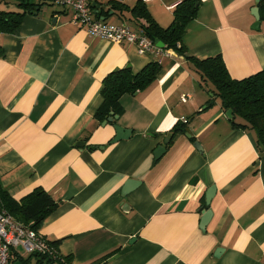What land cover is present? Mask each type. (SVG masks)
Masks as SVG:
<instances>
[{"label": "crops", "instance_id": "1", "mask_svg": "<svg viewBox=\"0 0 264 264\" xmlns=\"http://www.w3.org/2000/svg\"><path fill=\"white\" fill-rule=\"evenodd\" d=\"M35 1L36 12L0 31V184L16 200L41 187L56 202L37 229L55 246L49 264H264V152L252 129L231 125L219 98L206 106L211 92L186 58L220 54L237 79L263 69L255 0H198L185 53L162 47L158 55L90 36L70 22V7ZM181 1L94 0L90 13L138 30L148 25L132 14L141 4L166 27ZM152 61L156 78L111 110L131 130L112 142L114 123L98 115L103 79ZM179 125L186 131L164 145ZM129 180L138 184L123 194ZM16 252L19 264L29 256Z\"/></svg>", "mask_w": 264, "mask_h": 264}, {"label": "trees", "instance_id": "2", "mask_svg": "<svg viewBox=\"0 0 264 264\" xmlns=\"http://www.w3.org/2000/svg\"><path fill=\"white\" fill-rule=\"evenodd\" d=\"M197 1L182 0L177 4L173 12V19L166 27L160 26L151 17L144 5H136L132 9V14L134 17H143L147 20L148 25L141 26L140 29L153 41H162L164 49H174L177 52L185 53L182 37L186 25L197 14ZM11 4L15 8H9ZM41 4L42 1L36 2L35 0H13V3L0 0V31H13L24 14L36 12ZM258 7L260 19L264 20V0L259 1ZM186 58L196 68L200 76L199 82L211 92L206 106H212L215 99L219 98L224 111L228 109L232 111V118L229 119L231 125L252 129L255 132L260 151L264 152V68L254 74L237 79L230 76L220 54L205 58L186 55ZM158 70V63L152 61L139 71H133L130 67L111 71L103 79L101 90L103 103L98 115L102 119H106L112 109L119 110L120 96L126 92L133 93L145 88L156 78ZM179 130L186 131L184 126H175L170 132L171 138L174 132ZM56 206L51 195L41 187H36L20 200H16L0 184V207L18 222L35 230L39 229L43 219L54 211ZM52 257L53 255L49 257L33 253L25 259H20V264H49ZM59 261L62 264H71L68 257L63 260L59 258Z\"/></svg>", "mask_w": 264, "mask_h": 264}, {"label": "built area", "instance_id": "3", "mask_svg": "<svg viewBox=\"0 0 264 264\" xmlns=\"http://www.w3.org/2000/svg\"><path fill=\"white\" fill-rule=\"evenodd\" d=\"M56 5H65L72 9L70 22L85 27L90 36L112 43L129 42L137 46L140 52L158 55L163 48L156 45L142 29L134 30L129 25L108 24L102 19L94 18L90 13V4L94 0H43ZM122 2L123 0H112ZM147 1V0H142ZM187 96L182 95L181 100L186 101ZM182 121L187 120L182 117ZM21 248L26 254H43L52 256L55 248L51 246L35 230L15 220L11 214L0 207V264H14L17 262L18 252Z\"/></svg>", "mask_w": 264, "mask_h": 264}, {"label": "water", "instance_id": "4", "mask_svg": "<svg viewBox=\"0 0 264 264\" xmlns=\"http://www.w3.org/2000/svg\"><path fill=\"white\" fill-rule=\"evenodd\" d=\"M259 1L260 0H255L256 6H254L252 8V11H251L252 15L255 18V21H254V23L252 25V29H254V30H258L259 29V24H260V20H261L260 19V13H259V7H258ZM155 42H156L157 46L164 47V44H163L162 41L156 40ZM225 115H226V117H228V119H231L232 118L231 109H228L227 111H225ZM117 118H118V115L114 114L113 112H110V115L104 120V123H103V124H105L106 122H113L114 123L115 136L111 140L112 142L117 141L119 139L127 138L131 134V130L130 129L124 128L123 126H121L118 123H116ZM186 135L190 136L189 133H186ZM171 136H172L171 133L167 134V137L164 138V145L169 142V140L171 139ZM79 145H82V144H79ZM164 145L160 144L154 150L155 159L159 158L165 152V146ZM194 146L198 150H201V147H200L198 142H195ZM137 184H138L137 181H131V180L127 181L126 184L123 187V190H122L123 194L124 193H128L131 190V188L133 186L137 185ZM214 193H215V187L214 186H211V187H209L207 189L206 194H205L206 203L207 204L210 203V200L213 197ZM210 216H211V211L210 210H206V211L203 212V215H202V218H201V227H202L203 230H204L208 220L210 219ZM14 264H19V262H15Z\"/></svg>", "mask_w": 264, "mask_h": 264}, {"label": "rangeland", "instance_id": "5", "mask_svg": "<svg viewBox=\"0 0 264 264\" xmlns=\"http://www.w3.org/2000/svg\"><path fill=\"white\" fill-rule=\"evenodd\" d=\"M7 2H8V3H11V2L13 3V0H7ZM0 6H1V5H0ZM9 8L13 9V8H15V7H14L13 4H11V5H9ZM18 250H20V251L23 253V250H22L21 248H18ZM24 255H25V254H24ZM25 256H27V255H25Z\"/></svg>", "mask_w": 264, "mask_h": 264}]
</instances>
